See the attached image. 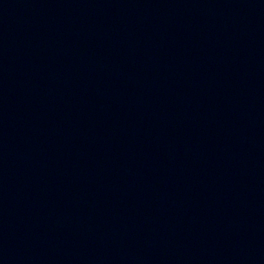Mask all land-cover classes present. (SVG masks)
<instances>
[{"label":"water","instance_id":"1","mask_svg":"<svg viewBox=\"0 0 264 264\" xmlns=\"http://www.w3.org/2000/svg\"><path fill=\"white\" fill-rule=\"evenodd\" d=\"M0 264H264V0H0Z\"/></svg>","mask_w":264,"mask_h":264}]
</instances>
